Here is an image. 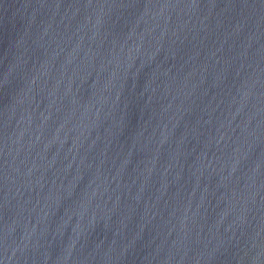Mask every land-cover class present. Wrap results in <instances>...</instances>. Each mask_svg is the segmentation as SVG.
Wrapping results in <instances>:
<instances>
[{
    "label": "water",
    "instance_id": "water-1",
    "mask_svg": "<svg viewBox=\"0 0 264 264\" xmlns=\"http://www.w3.org/2000/svg\"><path fill=\"white\" fill-rule=\"evenodd\" d=\"M0 264H264V0H0Z\"/></svg>",
    "mask_w": 264,
    "mask_h": 264
}]
</instances>
